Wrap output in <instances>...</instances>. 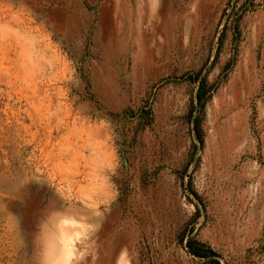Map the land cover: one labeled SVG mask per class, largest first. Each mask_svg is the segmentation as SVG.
Here are the masks:
<instances>
[{
	"label": "rangeland",
	"instance_id": "374dc122",
	"mask_svg": "<svg viewBox=\"0 0 264 264\" xmlns=\"http://www.w3.org/2000/svg\"><path fill=\"white\" fill-rule=\"evenodd\" d=\"M210 260L264 264V0H0V264Z\"/></svg>",
	"mask_w": 264,
	"mask_h": 264
},
{
	"label": "trees",
	"instance_id": "16d2710c",
	"mask_svg": "<svg viewBox=\"0 0 264 264\" xmlns=\"http://www.w3.org/2000/svg\"><path fill=\"white\" fill-rule=\"evenodd\" d=\"M204 89V82L203 80H201L200 84H199V89L197 92V101L200 105H203L204 103V96H205V92L203 91ZM187 247L190 250V252L192 253V255L198 256V257H209L211 256L209 253L206 252H202L201 249H199L198 247H196V245H194V243L189 240L187 242ZM211 264H219L217 261L215 260H210Z\"/></svg>",
	"mask_w": 264,
	"mask_h": 264
}]
</instances>
